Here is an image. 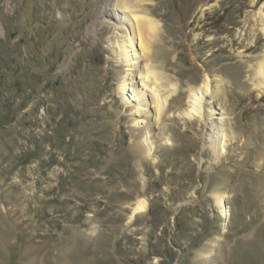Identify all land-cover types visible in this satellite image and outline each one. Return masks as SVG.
<instances>
[{
	"label": "rangeland",
	"instance_id": "374dc122",
	"mask_svg": "<svg viewBox=\"0 0 264 264\" xmlns=\"http://www.w3.org/2000/svg\"><path fill=\"white\" fill-rule=\"evenodd\" d=\"M109 1L0 0V264H264V0H143L155 92Z\"/></svg>",
	"mask_w": 264,
	"mask_h": 264
},
{
	"label": "bare ground",
	"instance_id": "6f19581e",
	"mask_svg": "<svg viewBox=\"0 0 264 264\" xmlns=\"http://www.w3.org/2000/svg\"><path fill=\"white\" fill-rule=\"evenodd\" d=\"M143 0H110L105 7V11H109L111 13V17H116L117 23L123 28L127 27V23L130 24L131 29L130 33L125 37L122 46H120V51L122 50V56H126V63L128 62L130 66H133L134 56H132V52L136 51L137 53H141V56H147L148 60L145 66L144 75L142 77L143 86L145 89L152 90L155 92L156 87L159 82L163 80V72L164 69L162 65H153L150 63V57L153 54L154 48L159 41V35L162 30V23L155 17L151 16L149 12L143 7ZM108 12V13H109ZM122 14V15H121ZM121 15V16H120ZM258 16H261V31L264 32V12L263 9L260 10ZM257 79L259 80V84H256V88L261 90L264 89V60L261 61L257 68ZM130 76H126L124 83L121 87V91L125 93L128 86L136 87V84L133 83L128 84V81H131ZM219 84H216L218 83ZM221 80L214 82L215 86H213V80L210 76H206L203 80L202 87L195 91L192 96L190 102H192V111L190 115H203V118L208 116L206 114V109H209L210 103L206 102V95H210V99H214L220 95V89L224 90V86L221 85ZM174 86H172L173 88ZM211 90V92H210ZM133 91H137V98L142 97L143 92L136 90L133 88ZM148 93V92H147ZM152 101L154 106L156 107V112L159 118L163 117L165 106L162 104L160 97L158 94L152 95ZM162 99V98H161ZM127 102H130L131 98L128 97ZM231 116L228 115L222 119L221 124H213L211 126V131L209 133V143L213 146L215 152L220 155L222 152L223 140L224 137H227V128L226 125L228 121H231ZM166 127H164L162 134H165ZM229 130V129H228ZM217 201L219 205H222L223 198L221 196H217ZM147 208V202L145 199H140L137 202V207L135 212H143Z\"/></svg>",
	"mask_w": 264,
	"mask_h": 264
}]
</instances>
